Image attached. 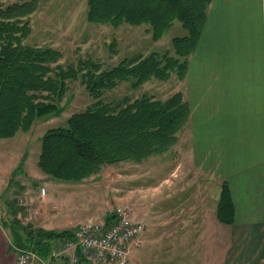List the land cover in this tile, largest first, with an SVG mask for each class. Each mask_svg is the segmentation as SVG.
Masks as SVG:
<instances>
[{"label":"crops","instance_id":"1","mask_svg":"<svg viewBox=\"0 0 264 264\" xmlns=\"http://www.w3.org/2000/svg\"><path fill=\"white\" fill-rule=\"evenodd\" d=\"M179 85L190 107L185 133L178 137L186 145L178 154L186 168L166 169L161 213L132 210L146 231L130 264H264V0H211ZM86 179L78 182L76 195L89 189ZM223 182L234 205L230 223L216 216ZM190 184L189 203L173 198ZM53 199L39 207L42 229L72 230L80 222L99 221L66 197ZM16 257L0 226V264H15ZM48 260L41 256L35 264Z\"/></svg>","mask_w":264,"mask_h":264},{"label":"trees","instance_id":"2","mask_svg":"<svg viewBox=\"0 0 264 264\" xmlns=\"http://www.w3.org/2000/svg\"><path fill=\"white\" fill-rule=\"evenodd\" d=\"M42 0L15 1L0 7V138L27 131L37 117L59 114V101L68 81L79 78L95 101L67 117L65 125L47 129L41 136L37 164L46 174L79 182L97 173L104 164L143 159L168 151L177 141L190 107L179 91L165 99L147 95L123 102L104 101L105 90L129 81L136 88L151 77L167 79L185 75L188 57L195 49L211 0H87L86 18L118 26L147 24L152 39H159L175 20L186 30L171 38L173 54L152 51L145 56L122 58L102 68L90 59L61 64V53L51 46L24 42L30 33L28 15ZM217 218L230 223L234 205L223 182L216 206ZM112 214L105 217L109 222ZM31 248L49 256L51 240L73 238L71 229L27 232ZM27 246L22 237H15ZM30 247V246H27Z\"/></svg>","mask_w":264,"mask_h":264},{"label":"rangeland","instance_id":"3","mask_svg":"<svg viewBox=\"0 0 264 264\" xmlns=\"http://www.w3.org/2000/svg\"><path fill=\"white\" fill-rule=\"evenodd\" d=\"M15 1L21 0H0V7ZM86 11L87 0H42L27 17L31 30L24 42L58 49L61 56L57 62L61 64L76 65L79 59L90 58L106 68L122 58L145 56L152 51L160 54L169 51L173 54L171 38L186 33L181 23L175 20L159 39L154 40L145 23H122L118 26L95 23L87 20ZM179 89V78L172 72L165 80L151 77L136 88L131 87L129 81L121 82L105 90L101 98L114 103L142 95L165 99L176 91L182 94ZM94 101L95 98L79 78L69 80L68 88L58 104L62 107L59 114L37 117L29 130L0 138V226L9 233L12 244L18 245L13 237L16 232L31 247L27 232L40 228L38 216L41 217L43 211L40 212L39 207L50 196L54 197V202L58 199L61 202L66 197L67 201L74 202L80 209H88L99 221H104L118 204L127 205L134 212L141 208L145 211L148 209V214L161 213L165 205L163 179L166 169L174 167L178 172L180 167L186 168L184 160L178 156L179 151L186 148V145L179 143L181 138L178 141V137H183L185 133L186 124L177 132V141L168 151L151 155L141 162L124 160L104 164L91 178L84 180L90 186L81 194H75L79 188L78 182L56 179L38 166L42 134L49 128L65 125L70 114ZM30 187L32 191L28 193ZM42 187L50 190L48 195H41ZM193 187L190 184L181 193L176 192L173 198L178 200L184 197L189 203L188 199L194 196ZM35 209L39 215L35 214ZM64 255L56 258L62 259Z\"/></svg>","mask_w":264,"mask_h":264},{"label":"built area","instance_id":"4","mask_svg":"<svg viewBox=\"0 0 264 264\" xmlns=\"http://www.w3.org/2000/svg\"><path fill=\"white\" fill-rule=\"evenodd\" d=\"M111 214L109 222L78 223L72 229L71 239H52L45 264H52L50 260L61 254L67 255L61 264H129L131 252L143 244L146 225L133 218L132 209L127 205L114 206ZM14 248L15 264H35L41 259L31 247L14 245Z\"/></svg>","mask_w":264,"mask_h":264}]
</instances>
